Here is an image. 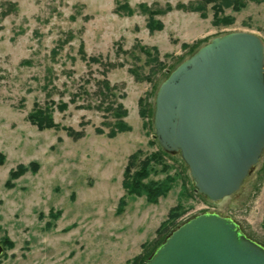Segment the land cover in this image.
Returning <instances> with one entry per match:
<instances>
[{"label": "rangeland", "instance_id": "obj_1", "mask_svg": "<svg viewBox=\"0 0 264 264\" xmlns=\"http://www.w3.org/2000/svg\"><path fill=\"white\" fill-rule=\"evenodd\" d=\"M242 4L0 0V264H144L207 212L264 246V152L213 201L154 128L160 85L198 49L237 31L264 44V0ZM152 155L143 184L169 187L148 199L125 181Z\"/></svg>", "mask_w": 264, "mask_h": 264}, {"label": "water", "instance_id": "obj_2", "mask_svg": "<svg viewBox=\"0 0 264 264\" xmlns=\"http://www.w3.org/2000/svg\"><path fill=\"white\" fill-rule=\"evenodd\" d=\"M154 128L165 151L181 154L200 194L217 201L236 192L264 152L261 38L230 32L179 64L157 91ZM144 264H264V246L232 218L207 212L181 224Z\"/></svg>", "mask_w": 264, "mask_h": 264}, {"label": "trees", "instance_id": "obj_3", "mask_svg": "<svg viewBox=\"0 0 264 264\" xmlns=\"http://www.w3.org/2000/svg\"><path fill=\"white\" fill-rule=\"evenodd\" d=\"M205 3H214L219 9H223L224 7H233L237 8L242 6V0H204ZM204 5L197 6V9L203 8ZM231 19L230 18H221V16H216V24L220 23H230ZM161 153V152H160ZM162 153L163 154H170L169 152L165 151L162 148ZM161 155L163 156V154ZM155 157V156H150L147 158V160L141 165L139 170H137L135 173H129L126 176V181H125V187L134 194H139L141 192H145L147 194L148 199L151 198L152 193L154 190H158L159 192L157 195H163L166 193L168 190L169 184L168 182H159V183H147L143 184V179L148 175L150 165L153 162H160L163 161V158ZM156 158V159H155ZM141 188H144L143 191L140 190Z\"/></svg>", "mask_w": 264, "mask_h": 264}]
</instances>
